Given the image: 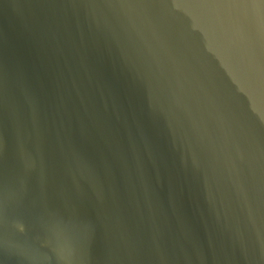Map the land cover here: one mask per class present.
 Listing matches in <instances>:
<instances>
[{
	"label": "water",
	"instance_id": "95a60500",
	"mask_svg": "<svg viewBox=\"0 0 264 264\" xmlns=\"http://www.w3.org/2000/svg\"><path fill=\"white\" fill-rule=\"evenodd\" d=\"M0 264H264V0H0Z\"/></svg>",
	"mask_w": 264,
	"mask_h": 264
}]
</instances>
